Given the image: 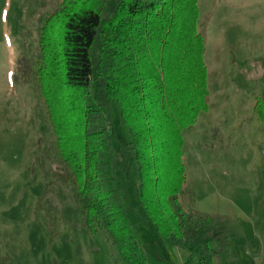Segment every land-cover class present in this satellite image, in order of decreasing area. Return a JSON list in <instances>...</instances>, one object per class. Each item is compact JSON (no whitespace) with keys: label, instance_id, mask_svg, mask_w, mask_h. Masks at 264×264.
I'll return each instance as SVG.
<instances>
[{"label":"rangeland","instance_id":"rangeland-1","mask_svg":"<svg viewBox=\"0 0 264 264\" xmlns=\"http://www.w3.org/2000/svg\"><path fill=\"white\" fill-rule=\"evenodd\" d=\"M119 0L105 8L110 14ZM61 0H0V264H122L102 232L90 234L61 161L36 83L43 20ZM208 107L182 131L185 214L211 230L218 264H264V0H198ZM104 117H108L104 121ZM110 124L116 184L136 240L152 264H182L137 199L128 127Z\"/></svg>","mask_w":264,"mask_h":264},{"label":"trees","instance_id":"trees-1","mask_svg":"<svg viewBox=\"0 0 264 264\" xmlns=\"http://www.w3.org/2000/svg\"><path fill=\"white\" fill-rule=\"evenodd\" d=\"M61 0L43 20L36 83L58 155L90 234L102 232L122 264H152L116 184L110 124L128 127L137 199L156 232L187 251L182 264H218L220 223L185 214L182 131L207 109L198 0ZM264 123V107L256 104ZM104 121L108 117H104Z\"/></svg>","mask_w":264,"mask_h":264}]
</instances>
